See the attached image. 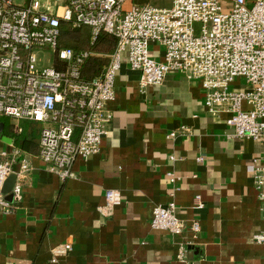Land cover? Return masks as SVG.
<instances>
[{
  "label": "crops",
  "instance_id": "0c3cea01",
  "mask_svg": "<svg viewBox=\"0 0 264 264\" xmlns=\"http://www.w3.org/2000/svg\"><path fill=\"white\" fill-rule=\"evenodd\" d=\"M115 48L95 49L92 57L109 62ZM150 54L163 60L164 47L152 43ZM92 64L84 67L85 78ZM139 79L125 54L100 150L78 156L76 176L65 181L40 158L44 125L0 116V151L15 160L6 183L13 210L0 213V264H264V245L254 240L264 212L248 170L255 160L264 162V143L235 137L229 112L210 113L201 80L170 72L161 85L143 88ZM245 87L242 80L232 85ZM19 176L23 197L16 201L11 191ZM109 190L122 197L111 214L102 210ZM171 200L187 224L176 235L151 226L154 208ZM193 222L199 232L191 230ZM66 244L72 250L55 253Z\"/></svg>",
  "mask_w": 264,
  "mask_h": 264
},
{
  "label": "built area",
  "instance_id": "2783aa9c",
  "mask_svg": "<svg viewBox=\"0 0 264 264\" xmlns=\"http://www.w3.org/2000/svg\"><path fill=\"white\" fill-rule=\"evenodd\" d=\"M48 1L49 8L63 2L52 12L42 10L40 0H0V116L44 125L40 158L62 181L76 176L78 156L88 158L100 150L113 120L108 103L115 98V79L125 54L130 68L140 73L141 87L161 85L170 72L199 79L210 113L229 112L227 124L235 137L264 143V0H254L251 6L248 0H171L169 7L139 0ZM63 20L74 28L90 27L93 40L101 33L117 39L103 73L84 77L83 66L94 51L60 45ZM152 43L164 47L163 60L151 56ZM35 50H51L58 63L40 67ZM237 80L247 87L232 88ZM14 162L7 151H0V213L13 210L5 185ZM20 168L28 171L26 160ZM248 170L264 212V162L255 160ZM22 178L11 191L16 201L23 197ZM170 181L175 183L176 177L171 175ZM121 200L119 190L107 191L102 210L111 214ZM151 226L173 235L187 228L174 200L154 208ZM190 228L200 231L198 222ZM254 240L264 245V229ZM70 250L66 244L55 253Z\"/></svg>",
  "mask_w": 264,
  "mask_h": 264
},
{
  "label": "trees",
  "instance_id": "16d2710c",
  "mask_svg": "<svg viewBox=\"0 0 264 264\" xmlns=\"http://www.w3.org/2000/svg\"><path fill=\"white\" fill-rule=\"evenodd\" d=\"M73 28L74 27L71 26L70 22L64 20L61 21L60 45L65 47H71L75 51H80L81 49L85 48L92 50H102L100 48H103L105 49V52L112 51L116 45V38L108 33H101L95 40H93L91 37V32L89 33L86 28L84 29V31L81 30L84 27H77L76 29ZM88 62H93L91 67L92 69L90 68V70H93L94 74L95 72L99 73L101 67L103 65L108 64V58L92 57L88 59L83 66V73L84 67L87 65ZM93 74L87 75L89 76L87 79L97 76Z\"/></svg>",
  "mask_w": 264,
  "mask_h": 264
},
{
  "label": "rangeland",
  "instance_id": "374dc122",
  "mask_svg": "<svg viewBox=\"0 0 264 264\" xmlns=\"http://www.w3.org/2000/svg\"><path fill=\"white\" fill-rule=\"evenodd\" d=\"M18 1V0H17ZM41 3L44 5V7L42 8V10L44 11H52V12H57V8L58 5H60L63 1H55L53 2V6H51L49 8V6L47 5L50 1L48 0H40ZM254 0H248V5L251 6L253 4ZM165 2H169V0H154L153 4H155L156 6H162L163 4H165ZM50 9V10H49ZM84 27L81 30L84 31L85 26H81ZM76 29V28H73ZM36 55L39 58V66L40 67H45V66H51L53 64H55L56 62L58 63V61L56 60V55L51 51V50H45V51H37L35 50Z\"/></svg>",
  "mask_w": 264,
  "mask_h": 264
},
{
  "label": "water",
  "instance_id": "95a60500",
  "mask_svg": "<svg viewBox=\"0 0 264 264\" xmlns=\"http://www.w3.org/2000/svg\"><path fill=\"white\" fill-rule=\"evenodd\" d=\"M8 181V180H7ZM7 183V182H6ZM5 191H6V185H5Z\"/></svg>",
  "mask_w": 264,
  "mask_h": 264
}]
</instances>
